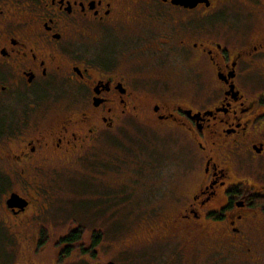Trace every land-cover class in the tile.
<instances>
[{
  "label": "flooded vegetation",
  "instance_id": "af4514ba",
  "mask_svg": "<svg viewBox=\"0 0 264 264\" xmlns=\"http://www.w3.org/2000/svg\"><path fill=\"white\" fill-rule=\"evenodd\" d=\"M145 120L155 135L177 140L185 162L178 181L150 187L145 208L139 201L138 216L158 218L144 245L155 251L158 241L175 240L172 256L184 264L201 248L207 264L257 263L264 0H0V170L15 183L10 195L27 202L5 199L11 233H20L38 196H51L50 176L111 166L102 142ZM139 164L136 180L93 187L95 212L120 213L108 205L113 184L154 185L157 164ZM123 200L132 201L121 194L114 202Z\"/></svg>",
  "mask_w": 264,
  "mask_h": 264
},
{
  "label": "rangeland",
  "instance_id": "374dc122",
  "mask_svg": "<svg viewBox=\"0 0 264 264\" xmlns=\"http://www.w3.org/2000/svg\"><path fill=\"white\" fill-rule=\"evenodd\" d=\"M144 122L145 125L126 123L111 134L109 141L102 142L100 149L110 153L111 166L105 169H71L50 176L45 185L50 193H44L51 196H48V200H42L41 196L34 200L33 206L24 216L25 222L21 224L23 226L17 227L20 233H11L10 228H7L14 220L3 205L16 187L13 180L6 178L5 171L0 170V264H156L157 261L169 259L172 260L171 264H184L180 258L172 256L174 250L181 245L175 240L158 241L159 245L155 246L158 250L155 251L144 245L148 241L146 234L149 224L158 223V218L138 216L137 210L142 208L139 201H143L145 208L152 200L148 194L150 187L152 190L157 187L159 191H163L172 184V177L178 181L180 177L176 172L185 162L184 154L175 138L166 136L167 134L155 135L154 128L146 126L153 125V122ZM143 161L152 162L155 166L157 164L159 176L154 178V185H144L142 191H137L132 183L113 184L112 204L108 205L119 209L120 213L105 217L98 211L95 212L89 199L93 187L100 189L104 181L113 182L116 178L136 180L137 166H141L139 163ZM121 194L127 195L132 201L125 202L124 199L120 204L114 202ZM102 202L104 201H100L103 205ZM159 203L161 212L167 213L169 206L165 205L166 202L160 199ZM17 221L19 222L18 217ZM151 221L153 223H149ZM42 226L45 229H39ZM78 229L82 231L78 245L62 259L60 255L67 243L60 242V237ZM43 231L46 233L44 238H47L45 244L41 245L39 240L43 237ZM261 232L263 230L254 233L255 245L259 248L260 255L255 264H264V236ZM97 235L100 237L99 243L94 245L93 239ZM36 246L40 248L34 252ZM199 254L201 255L188 257L185 264H207L203 261V248ZM238 262L247 264L241 259L235 263L239 264Z\"/></svg>",
  "mask_w": 264,
  "mask_h": 264
},
{
  "label": "trees",
  "instance_id": "16d2710c",
  "mask_svg": "<svg viewBox=\"0 0 264 264\" xmlns=\"http://www.w3.org/2000/svg\"><path fill=\"white\" fill-rule=\"evenodd\" d=\"M81 233H82V231L80 229L72 230L69 233H67L66 235L60 237V242L67 243L66 244L67 246L65 247V249L62 251V254H61L62 259L67 257L68 256L67 254L70 251H72L74 249V246L76 245V243H78L80 241ZM44 235H46V233L43 231V233H42L43 237L40 238V240H39V243L41 245H44L46 242L47 237L44 238ZM99 238H100L99 235H97V238L93 239L94 245L99 243V240H98ZM79 250H80V248H79Z\"/></svg>",
  "mask_w": 264,
  "mask_h": 264
},
{
  "label": "water",
  "instance_id": "95a60500",
  "mask_svg": "<svg viewBox=\"0 0 264 264\" xmlns=\"http://www.w3.org/2000/svg\"><path fill=\"white\" fill-rule=\"evenodd\" d=\"M7 202L9 203L10 206H14V205H23L25 203H27L23 197H21L19 194L17 193H12L11 196L8 198Z\"/></svg>",
  "mask_w": 264,
  "mask_h": 264
}]
</instances>
